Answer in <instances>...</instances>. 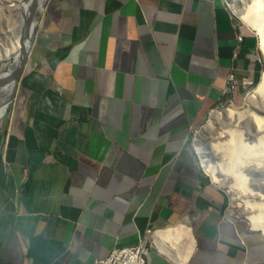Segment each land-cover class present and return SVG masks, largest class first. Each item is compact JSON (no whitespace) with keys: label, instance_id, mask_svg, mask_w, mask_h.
I'll list each match as a JSON object with an SVG mask.
<instances>
[{"label":"crops","instance_id":"0c3cea01","mask_svg":"<svg viewBox=\"0 0 264 264\" xmlns=\"http://www.w3.org/2000/svg\"><path fill=\"white\" fill-rule=\"evenodd\" d=\"M258 44L223 0H49L0 137V264L141 240L146 264H264L189 145L230 75L239 107L260 81Z\"/></svg>","mask_w":264,"mask_h":264},{"label":"bare ground","instance_id":"6f19581e","mask_svg":"<svg viewBox=\"0 0 264 264\" xmlns=\"http://www.w3.org/2000/svg\"><path fill=\"white\" fill-rule=\"evenodd\" d=\"M35 2L7 3L14 17L9 18L8 31L0 39V52L1 58L13 55V63L8 65L9 70L0 73V79L8 77V72L18 64L23 48L33 43L32 34L44 15L46 0ZM242 4L241 19L258 36L264 58V0H244ZM9 87V82L1 85L0 94L6 95ZM249 106L250 110L245 112H235L231 107L222 113L212 112L209 126L200 133L198 141L206 147L207 171L217 182L225 181L228 176L234 178L233 187L244 203V214L249 216L254 229L264 235V72L255 93L249 96ZM6 112V107H0V119Z\"/></svg>","mask_w":264,"mask_h":264},{"label":"rangeland","instance_id":"374dc122","mask_svg":"<svg viewBox=\"0 0 264 264\" xmlns=\"http://www.w3.org/2000/svg\"><path fill=\"white\" fill-rule=\"evenodd\" d=\"M10 1H12V0H0V39H2L8 31V25H10L9 18L12 19L14 17L13 15H10V13H9L10 9L7 8V6H8L7 3H9ZM35 1H36L35 3L38 2V0H35ZM223 1H224L225 5L244 24V27L247 30H249L250 32L255 34L254 31H252L251 29H249L246 26V24L243 22V20L241 19V16H240V13L244 10V6L242 4V1H244V0H223ZM23 4H25V2ZM8 9H9V11H8ZM45 10H46V8H45ZM45 10H44V14H45ZM43 17H44V15H43ZM43 17L38 20L36 35L38 33V30L40 29V25L42 24ZM258 43H259V39H258ZM1 46H5V45H1ZM259 49H260V45H259ZM260 53L262 56L263 66H264V58H263V54L261 52V49H260ZM10 63H13V55L9 54L7 57L1 58V52H0V73H4L8 69V67H9L8 65ZM263 72H264V68H263ZM258 83L259 82L257 81L249 87V89L247 91V92H250L249 96H252L255 93ZM249 96H248V98L245 96V100L242 99L240 107L239 106H236V107L235 106H221L216 111L222 113L223 111L227 110L229 107H231L229 109H232L235 112H239V111L245 112L247 110L249 111L250 110ZM229 98H231V96L224 97L223 102ZM223 102H222V104H223ZM9 111H10V107L7 109V112L5 113L4 117L0 120V137L2 134H4V129H5V125L7 122ZM211 114L209 116L207 115V117L205 118L203 123L199 127L195 128L193 130V132L190 136L189 145H191L192 148L194 149V153L197 157V161H198V164H199L202 172L213 182V184L217 188H220L222 191L225 192L226 196L228 197V204L230 207V211L233 213V216L237 217L240 220H244L248 224L249 228L253 229L255 232H257L259 234H262V231L254 229L252 222L248 219L249 216L244 214V208H245L244 203L239 198V196L237 194V190H235L233 187V185L235 183L234 178H232V177L229 178V176H228L225 181L217 182L213 179L211 173H209L205 167V165H206L205 160L207 159L206 147L202 146V144L200 143V141H198V139H200L199 138L200 133L205 132L207 130V128L209 126L210 119H211Z\"/></svg>","mask_w":264,"mask_h":264},{"label":"built area","instance_id":"2783aa9c","mask_svg":"<svg viewBox=\"0 0 264 264\" xmlns=\"http://www.w3.org/2000/svg\"><path fill=\"white\" fill-rule=\"evenodd\" d=\"M238 40H242L241 35L239 36ZM233 80V76L230 75L228 77L227 85L222 91L223 97H229L230 94L235 90V84ZM247 84L249 87L253 85L252 83ZM249 94L250 92L246 93L247 98ZM221 106H235V104L232 98H229L226 99ZM149 250V241L141 240L135 246L115 247L107 257L96 260L94 264H146V255Z\"/></svg>","mask_w":264,"mask_h":264},{"label":"water","instance_id":"95a60500","mask_svg":"<svg viewBox=\"0 0 264 264\" xmlns=\"http://www.w3.org/2000/svg\"><path fill=\"white\" fill-rule=\"evenodd\" d=\"M48 1L49 0H46V2L43 5L44 10L46 8ZM36 31H37V25L32 34L33 43L29 45L28 47L23 48L18 64L15 66L13 70L8 72V75H7L8 77H5L4 79H0V86L4 85L6 82L10 83V87H9L10 89L6 93V95L0 94V107H6L8 109L15 98L18 84L20 83V80L29 64L31 52H32L33 46L36 41Z\"/></svg>","mask_w":264,"mask_h":264},{"label":"clouds","instance_id":"9594fccd","mask_svg":"<svg viewBox=\"0 0 264 264\" xmlns=\"http://www.w3.org/2000/svg\"><path fill=\"white\" fill-rule=\"evenodd\" d=\"M216 111V110H215Z\"/></svg>","mask_w":264,"mask_h":264}]
</instances>
